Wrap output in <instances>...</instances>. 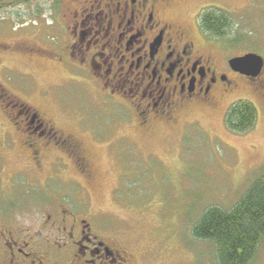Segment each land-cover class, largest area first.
I'll return each mask as SVG.
<instances>
[{"label": "rangeland", "instance_id": "374dc122", "mask_svg": "<svg viewBox=\"0 0 264 264\" xmlns=\"http://www.w3.org/2000/svg\"><path fill=\"white\" fill-rule=\"evenodd\" d=\"M214 2L212 8L226 12L230 22L223 38L212 39L219 65L246 52L264 58V0ZM206 3L179 8V18L196 17L211 7ZM61 14L53 11L51 0L0 10V85L31 105L54 114L62 111L65 127L80 123L111 149L85 137L93 161L91 180L71 174L61 180H78L86 189H44L41 177L17 172L24 161L19 152L5 150L1 131L0 224L27 227L41 214L49 190L74 195L79 190L88 196L99 226L129 249L133 264H218L212 243L195 238L192 227L205 208L232 207L264 173V91L241 80L214 107L186 110L174 124L138 131L124 118L123 106L54 59L50 40L55 38L47 36L58 33L50 23L57 17L61 21ZM240 99L250 101L257 112L255 125L243 133L224 122L230 105ZM5 121L0 115V122ZM249 264H264V238Z\"/></svg>", "mask_w": 264, "mask_h": 264}, {"label": "flooded vegetation", "instance_id": "af4514ba", "mask_svg": "<svg viewBox=\"0 0 264 264\" xmlns=\"http://www.w3.org/2000/svg\"><path fill=\"white\" fill-rule=\"evenodd\" d=\"M214 1L51 0L53 11L62 14L50 23L58 33L47 37L55 38L50 43L57 62L95 83L105 99L127 110L124 118L136 130L147 132L156 123H176L186 110L214 107L241 80L264 91V66L254 77L234 71L229 59L222 67L197 16L179 18V8L205 2L212 8ZM62 114L0 85V115L6 120L0 132L5 150L19 152L24 161L17 172L41 177L44 189L85 190L80 181L61 178L91 180L85 137L107 143L109 152L111 144L80 123L65 127ZM74 192L49 190L39 218L27 227L2 222L0 264H133L117 235L99 226L88 196Z\"/></svg>", "mask_w": 264, "mask_h": 264}, {"label": "trees", "instance_id": "16d2710c", "mask_svg": "<svg viewBox=\"0 0 264 264\" xmlns=\"http://www.w3.org/2000/svg\"><path fill=\"white\" fill-rule=\"evenodd\" d=\"M31 1L0 0V10ZM197 22L206 36L215 39L223 38L230 26L228 14L214 8L201 10ZM256 120L255 106L243 99L233 102L224 117L225 125L238 133L250 130ZM192 234L212 243L218 264H249L264 238V173L252 180L229 209L205 208L194 222Z\"/></svg>", "mask_w": 264, "mask_h": 264}, {"label": "water", "instance_id": "95a60500", "mask_svg": "<svg viewBox=\"0 0 264 264\" xmlns=\"http://www.w3.org/2000/svg\"><path fill=\"white\" fill-rule=\"evenodd\" d=\"M228 64L234 71L245 76L254 77L261 72L264 66V58L255 52H246L229 58Z\"/></svg>", "mask_w": 264, "mask_h": 264}]
</instances>
